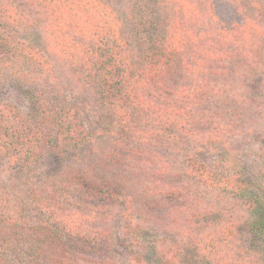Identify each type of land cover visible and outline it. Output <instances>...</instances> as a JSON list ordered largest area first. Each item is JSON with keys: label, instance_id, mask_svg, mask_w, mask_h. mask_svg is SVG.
Segmentation results:
<instances>
[{"label": "trees", "instance_id": "trees-1", "mask_svg": "<svg viewBox=\"0 0 264 264\" xmlns=\"http://www.w3.org/2000/svg\"><path fill=\"white\" fill-rule=\"evenodd\" d=\"M0 264H264V0H0Z\"/></svg>", "mask_w": 264, "mask_h": 264}, {"label": "rangeland", "instance_id": "rangeland-1", "mask_svg": "<svg viewBox=\"0 0 264 264\" xmlns=\"http://www.w3.org/2000/svg\"><path fill=\"white\" fill-rule=\"evenodd\" d=\"M3 91L8 98L18 102L22 106V108H24L25 110L30 109V100H29L27 94L24 92L23 89L18 88V87H14V86H11V87L5 86L3 88ZM92 125L94 128L96 127V124L93 121H92ZM198 153H199L200 157L206 162H214L215 160H217L218 158L221 157V152L208 150V149H202V150L200 149L198 151ZM250 162L251 163H249V164H252L254 161L253 162L250 161ZM58 165H59V162H56L55 160L52 159V161L46 163L43 166V172L44 173H51L58 168ZM118 243H119V246H118L119 250H120V252H122L123 246H122L120 238L118 240Z\"/></svg>", "mask_w": 264, "mask_h": 264}]
</instances>
